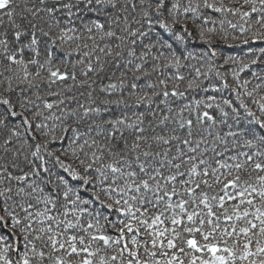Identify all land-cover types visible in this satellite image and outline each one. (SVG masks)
<instances>
[{
  "label": "snow or ice",
  "instance_id": "obj_1",
  "mask_svg": "<svg viewBox=\"0 0 264 264\" xmlns=\"http://www.w3.org/2000/svg\"><path fill=\"white\" fill-rule=\"evenodd\" d=\"M209 10L264 45V0H0V264H264V47Z\"/></svg>",
  "mask_w": 264,
  "mask_h": 264
},
{
  "label": "trees",
  "instance_id": "obj_2",
  "mask_svg": "<svg viewBox=\"0 0 264 264\" xmlns=\"http://www.w3.org/2000/svg\"><path fill=\"white\" fill-rule=\"evenodd\" d=\"M219 2V0H218ZM243 0H223V3H225L226 5L229 6H239L240 3H242ZM247 10V9H245ZM207 15L211 16V18L213 20L216 21L215 25L209 23L208 25H206V27H215L216 28V32L213 33V37L214 40L216 42V44L218 45V47L221 49L222 51V55L223 56H228V55H234V56H240L243 55L245 53L248 52L249 47H253V48H257V47H264V45H260V44H256V45H243L239 39L237 40H233L231 39V37L233 36H240L239 30H232L230 28H228L227 24L225 23L223 25V29L224 31H221V24H220V20L222 19H229L231 20L233 23H237L240 22L239 17H233V16H227L225 17L223 14L220 13H214L211 12V10H209V12L207 13ZM255 17H253L254 19ZM189 27L191 28V23L189 24ZM228 36V39L226 41L222 40L221 37L224 35ZM190 47H193L192 45H190ZM195 50L199 51L202 50V48L204 47L203 45L200 44H196L195 46ZM217 65H223L224 61L223 59H218L216 61ZM231 67H235L234 65ZM221 73H228L227 75V82L229 84V88H222L221 90L218 92H213L210 88H209V81H205L204 82V88H209L208 92H205L203 89L196 91V92H189L187 97L185 98H181L178 100V103H188L189 100L195 98V99H202L204 98L206 95H215L217 97L218 100H222V99H230L231 101H233V103L235 105L239 104V100H237V96L236 93L232 91V88L235 86V82L232 78V76L230 75V69L227 67H220L219 68ZM256 70L255 68L253 69H249V70H245L244 72L240 73V77L239 79L241 80V82L243 80H251V83L249 84V89L251 90V88L256 84L259 83L258 80L252 79L251 77V72ZM175 71V70H173ZM187 70H185L186 72ZM210 81L214 84H221L222 82L214 75H210L209 77ZM182 86V90H183ZM240 91L242 92L243 89H240ZM241 99H243L245 101V103H248L251 106V101L244 96H241ZM253 110H255L253 108ZM241 114L243 115V109H241ZM218 115V114H217ZM229 123H231V121H229ZM107 214V213H105Z\"/></svg>",
  "mask_w": 264,
  "mask_h": 264
}]
</instances>
